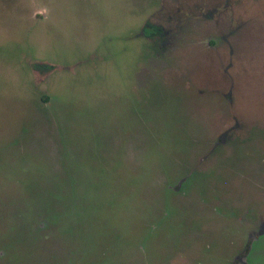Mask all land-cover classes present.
<instances>
[{
    "label": "rangeland",
    "instance_id": "rangeland-1",
    "mask_svg": "<svg viewBox=\"0 0 264 264\" xmlns=\"http://www.w3.org/2000/svg\"><path fill=\"white\" fill-rule=\"evenodd\" d=\"M0 264H264V0H0Z\"/></svg>",
    "mask_w": 264,
    "mask_h": 264
},
{
    "label": "trees",
    "instance_id": "trees-1",
    "mask_svg": "<svg viewBox=\"0 0 264 264\" xmlns=\"http://www.w3.org/2000/svg\"><path fill=\"white\" fill-rule=\"evenodd\" d=\"M145 30H151V31L153 30L154 33H157L159 31V28H156L154 26H147V27H145ZM149 35H150V33H149Z\"/></svg>",
    "mask_w": 264,
    "mask_h": 264
}]
</instances>
